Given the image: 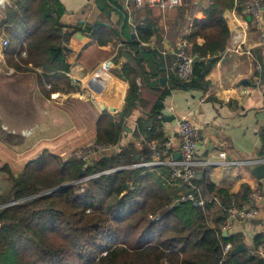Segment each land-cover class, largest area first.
I'll return each instance as SVG.
<instances>
[{
    "label": "trees",
    "instance_id": "16d2710c",
    "mask_svg": "<svg viewBox=\"0 0 264 264\" xmlns=\"http://www.w3.org/2000/svg\"><path fill=\"white\" fill-rule=\"evenodd\" d=\"M98 1L102 20H91L90 5L84 19L74 21L60 0H10L1 13L0 27L10 40L7 65L16 73L36 75L46 97L74 90L67 76L72 64L68 47L78 31L84 32L86 42L93 39L91 55L108 53V45L120 40L131 58L116 72L130 85L122 110L104 112L97 120L95 147L104 148L102 153L93 152L87 161L74 154L50 169L60 156L46 149L17 176L10 166L0 167V177L9 182L0 189V264H264L253 251L233 254L245 241L243 234L224 236L229 208L252 205V185L244 184L234 194L213 183L203 169H198L203 177L197 176L192 185H179L168 165L154 170L131 166L152 158L148 142L158 144L162 159L175 156L164 146L168 137L160 102L172 88L204 94L209 90L207 76L231 35L224 13H243L244 0H211L205 7L184 0L164 12H174L167 18L169 39L187 41L194 55L190 79H182L173 68L177 44L172 53H164V27L153 17L156 9L142 12L133 3L127 8L118 0ZM112 10L119 15L117 27L107 17ZM199 10L205 19H194ZM192 20L191 31L182 35ZM84 24L91 30L85 31ZM254 56L260 65L259 49ZM166 60L169 82L164 89L159 75ZM137 111L134 138L121 143ZM190 191L205 204L181 201ZM228 242L233 248L225 253ZM260 246L263 234L254 238L253 248Z\"/></svg>",
    "mask_w": 264,
    "mask_h": 264
},
{
    "label": "crops",
    "instance_id": "0c3cea01",
    "mask_svg": "<svg viewBox=\"0 0 264 264\" xmlns=\"http://www.w3.org/2000/svg\"><path fill=\"white\" fill-rule=\"evenodd\" d=\"M60 1L74 21L84 19L90 5L92 7L88 16L91 20L104 19L100 13L103 6L98 0ZM197 1L202 2L205 7L211 0ZM0 3L5 4L6 0H0ZM173 15L174 12L168 16L167 13L162 12L161 15L157 9L153 14L154 19H158L159 26L164 27L161 41L165 47L164 53H172L180 41L178 39L174 43L168 37L167 18ZM107 17L117 27L119 20L117 12L112 10ZM224 17L231 35L220 59L207 76L211 81L209 90L204 94L196 90L172 88L170 94L160 102L162 105L160 116L173 117L164 122V128L167 137L172 141V149L176 157L179 158L180 153L179 121L192 117L200 128L197 151L199 169L205 170L206 176L213 183L230 193L241 192L244 184H250L253 191L256 190L252 193L253 203L250 206L258 208L259 216L250 221L234 219L225 230L228 232L227 236L236 233L244 235L245 241L239 243L244 249L239 252L254 251L255 236L264 235V170H260V174L255 172L256 167L264 164V45L260 43L255 25L243 13L236 9H228ZM194 19H205L203 11L199 10L194 15ZM192 25L193 20L184 27L181 34L189 33ZM86 26L88 25L84 24V30L88 31L85 29ZM233 33L239 34L243 42L237 48L231 45ZM155 42H158L156 38L153 39L154 44ZM199 42L202 43L203 39H199ZM91 43L93 39L86 42L84 32H77L71 46L68 47V50H71L72 64L67 76L74 84V90L68 93L54 92L48 97L40 92L36 75L20 73H17L14 81L17 87L15 92L8 95L6 86L8 66L5 50L0 44V110L2 115L8 110L14 114L12 120L15 124H11L12 128L36 125L38 131L32 137L51 135L56 130L64 132L63 137H65V133L69 130L67 123L69 127L75 123L79 129L81 127L87 129L85 136L90 132L93 141L96 139L99 116L108 110H114L112 114L118 113L125 104L130 85L116 72L130 60L131 54L127 44L118 40L108 45V53L96 51L91 55L95 50ZM257 49L261 58L259 71L261 77H256L257 64L254 54ZM166 61L165 67L161 68L163 72L159 75L164 89L168 88L169 82L168 61L167 64ZM6 101L10 104L8 105ZM43 108L46 109V114L42 113ZM139 114L137 111L128 121L122 143L133 140L136 118ZM7 119L2 117L3 122ZM221 151H226L227 160L233 163L222 164L219 155Z\"/></svg>",
    "mask_w": 264,
    "mask_h": 264
},
{
    "label": "rangeland",
    "instance_id": "374dc122",
    "mask_svg": "<svg viewBox=\"0 0 264 264\" xmlns=\"http://www.w3.org/2000/svg\"><path fill=\"white\" fill-rule=\"evenodd\" d=\"M183 2L184 0H182V3ZM7 3L9 4L10 0H6V3L4 5L6 6ZM130 3H133V2H130ZM4 5L0 3V20H1V13L3 9L5 8ZM181 5H179L178 7H180ZM140 10L142 12H145L146 10H151V9H140ZM167 10L168 11L174 10V8L167 9ZM4 37H6L5 33L1 30V27H0V44H1V39ZM10 70H13V68H9L8 66V69H6L7 71L6 86L8 90V95H11L13 92H15V89L17 88L15 87L16 84L14 83L17 77V73L14 70L13 72H11ZM23 74H29V73H23ZM141 84H142V81H141ZM25 86H27V84H25ZM8 101L6 102L9 105L10 103ZM9 111L10 110H8V112H6L5 115H2L1 110H0V167L6 166V165L10 166L15 176H17L19 173H21L24 170L25 165L29 161L37 158L46 149L60 156L59 161L53 162L51 164L50 169L60 164L61 162H67L68 159L74 154L79 155L83 161H87V160H90V158H92L93 152L102 153L104 151L102 148L98 147L100 149L98 150V148L95 147L96 146L95 140L93 141V136L92 134H90V132L85 136L86 134L85 132L87 130L85 127H81V129H79L78 125H76L75 123H73L74 125L70 127H69V124L67 123L68 125L67 129L69 130L68 132L65 133V137H63L64 132L60 130H56L54 134H51V135L32 137L33 135H35V133H37L38 127L36 125H32L27 128L26 127L17 128V129H15V127L12 128L13 126L11 124L13 125L15 124L13 123L15 121L12 120V118L14 117L13 116L14 114L10 113ZM107 112L114 113L115 111L108 110ZM42 113H45V114L47 113L45 108L42 109ZM2 117L3 118L7 117L8 118L7 121L3 122ZM160 117L163 119L162 116ZM163 121L165 122L164 119ZM64 122L66 121L64 120ZM59 125L61 126V124ZM28 130L32 131L31 134H26V131ZM22 131L24 132V134L22 133ZM125 135H126V132L124 133L123 136ZM179 137H180L179 140H180V149H181L180 134H179ZM171 142H172L171 139L168 137V140L164 143V146L166 147L168 151L171 150V152L175 154V151L172 149ZM155 145H156V150L161 151L162 153V150L159 148L158 144L155 143ZM154 154L155 153L153 150V155L151 159H149L148 161H142L143 159H140L141 162H138L137 164L134 163L131 166L138 165L140 167L147 168V170H154L156 166H159V165H168L172 168V165H171L172 160L174 158H177V159L181 158V153H180L179 158L176 157V154H175L174 157L172 155H168L166 159H162V154L160 155V159H157L154 156ZM198 169H199V165L196 166L197 176L199 175ZM172 176H173V173H172ZM8 186H9V182L5 180L4 176H1L0 177V189L4 191ZM59 188H62V187H59ZM231 221L232 219L229 218L228 222H231Z\"/></svg>",
    "mask_w": 264,
    "mask_h": 264
},
{
    "label": "built area",
    "instance_id": "2783aa9c",
    "mask_svg": "<svg viewBox=\"0 0 264 264\" xmlns=\"http://www.w3.org/2000/svg\"><path fill=\"white\" fill-rule=\"evenodd\" d=\"M122 1L128 8L130 2L138 9H159L165 12L167 9L176 8L181 5L182 0H118ZM3 4V3H2ZM4 5V4H3ZM5 6V5H4ZM244 12L246 17H251V21L255 25L257 33L260 38V43L264 45V0H244ZM242 42L241 36L237 33H233L231 37V45L237 48ZM2 49L6 50L10 45V40L7 37L1 39ZM189 44L187 41H179L177 43L178 59L174 63L173 68L178 71V75L182 79H190L193 75L194 68V55L188 52L187 48ZM257 72L261 70V65L256 66ZM13 72V70H10ZM178 132L181 136V158H174L171 162L173 169V177L176 183L181 185H192V181L197 177L196 166L199 165L197 151L200 140V128L193 120L192 117L183 118L179 121ZM24 134V132H22ZM148 145L154 150V156L160 159L161 151L156 150V145L153 142H148ZM104 150V148H103ZM220 158L222 164L233 163V161L227 160L228 155L226 151L220 152ZM194 187V186H193ZM181 201H189L196 207H201L205 204L202 198L196 197L193 192H187L180 198ZM229 216L232 220L239 219L244 221H250L256 219L259 216V210L256 206L244 205V206H232L228 210ZM231 222H227L225 230L228 229ZM233 245L227 243L224 247V252L228 253L232 250ZM253 254L264 259V247L260 246Z\"/></svg>",
    "mask_w": 264,
    "mask_h": 264
},
{
    "label": "water",
    "instance_id": "95a60500",
    "mask_svg": "<svg viewBox=\"0 0 264 264\" xmlns=\"http://www.w3.org/2000/svg\"><path fill=\"white\" fill-rule=\"evenodd\" d=\"M248 19L249 20H251V17H248ZM86 30H91V27L90 26H86V28H85ZM163 117V119L165 120V121H168V120H171V119H173V117H165V116H162ZM178 156H180V153L178 154ZM260 170H264V164H261V165H259L258 167H256V169H255V172L257 173V174H260ZM199 177H203V175L202 174H199L198 175ZM178 203H176L175 205H177ZM228 235V232L227 231H224V236H227ZM242 249H244V246L242 245V244H240V245H238L237 247H235V249L232 251L233 253H238L240 250H242Z\"/></svg>",
    "mask_w": 264,
    "mask_h": 264
},
{
    "label": "bare ground",
    "instance_id": "6f19581e",
    "mask_svg": "<svg viewBox=\"0 0 264 264\" xmlns=\"http://www.w3.org/2000/svg\"><path fill=\"white\" fill-rule=\"evenodd\" d=\"M6 129H7V128H6ZM22 132H23V131H22ZM31 132H32V131H29V130H28V131H26V134H31Z\"/></svg>",
    "mask_w": 264,
    "mask_h": 264
}]
</instances>
